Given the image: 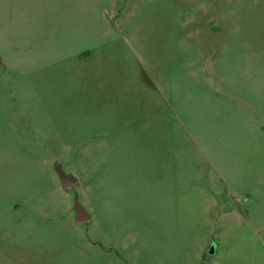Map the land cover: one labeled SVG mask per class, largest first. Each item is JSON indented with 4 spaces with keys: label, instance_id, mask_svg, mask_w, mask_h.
Instances as JSON below:
<instances>
[{
    "label": "rangeland",
    "instance_id": "1",
    "mask_svg": "<svg viewBox=\"0 0 264 264\" xmlns=\"http://www.w3.org/2000/svg\"><path fill=\"white\" fill-rule=\"evenodd\" d=\"M0 58V264H264V0H0Z\"/></svg>",
    "mask_w": 264,
    "mask_h": 264
},
{
    "label": "water",
    "instance_id": "2",
    "mask_svg": "<svg viewBox=\"0 0 264 264\" xmlns=\"http://www.w3.org/2000/svg\"><path fill=\"white\" fill-rule=\"evenodd\" d=\"M0 63H1V60H0ZM55 170L58 173V176H59L60 180L62 181V184L64 187H68L71 184L76 182V178L74 176H72L71 174H66L65 172H63L60 165H58V164L55 165ZM74 210L77 213V215H76V221L77 222H82V221H85L89 218L88 215L86 214V212L84 211V209L82 208V206L77 201V198L75 199ZM213 253H214V247H211L209 249V254H213Z\"/></svg>",
    "mask_w": 264,
    "mask_h": 264
},
{
    "label": "flooded vegetation",
    "instance_id": "3",
    "mask_svg": "<svg viewBox=\"0 0 264 264\" xmlns=\"http://www.w3.org/2000/svg\"><path fill=\"white\" fill-rule=\"evenodd\" d=\"M57 165V164H56ZM57 173V172H56ZM58 174V173H57ZM75 183H73V184H71L70 186H68V187H71V186H73Z\"/></svg>",
    "mask_w": 264,
    "mask_h": 264
},
{
    "label": "crops",
    "instance_id": "4",
    "mask_svg": "<svg viewBox=\"0 0 264 264\" xmlns=\"http://www.w3.org/2000/svg\"><path fill=\"white\" fill-rule=\"evenodd\" d=\"M0 60H1V58H0ZM1 64V63H0Z\"/></svg>",
    "mask_w": 264,
    "mask_h": 264
}]
</instances>
